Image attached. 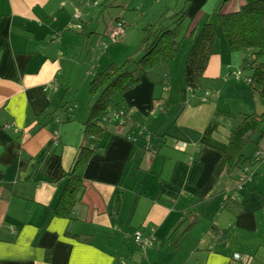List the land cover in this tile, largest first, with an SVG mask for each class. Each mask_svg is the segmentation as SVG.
<instances>
[{"label":"crops","instance_id":"0c3cea01","mask_svg":"<svg viewBox=\"0 0 264 264\" xmlns=\"http://www.w3.org/2000/svg\"><path fill=\"white\" fill-rule=\"evenodd\" d=\"M88 1L0 0V264H238L230 245L247 238L256 254L264 251V210L256 213L264 207L259 193L247 185L243 211L239 204L219 209L237 185V172L230 176L223 168L217 174L216 166L229 131L238 125L221 116L231 112L220 85L228 80L244 99L251 91L240 77L229 78L242 57L221 46L195 94L174 73L184 54L163 78L153 77L164 82L144 80L126 93L122 104L145 118L134 126L141 149L113 136L104 153L84 167L71 217L51 215L80 148L92 143L74 121L78 105L89 103L99 57H90L95 66L66 101L67 111H59L64 114L46 127L38 122L63 105L61 88L70 91L71 80L63 73L64 55L84 46L66 31H77L71 26L82 23L83 36L90 39L96 32L90 26L105 8ZM85 5L93 8L84 11ZM140 40V32L127 29L115 42L96 36L92 44L101 42L110 60L117 56L110 57L112 52L136 47ZM155 104L162 108L149 116L146 111ZM182 140L188 144L181 151L176 144ZM263 143L264 138L258 145ZM256 148H249L251 155ZM256 173H264V162L251 169L248 182ZM137 229L154 234L151 248L133 243ZM214 229H221L224 239H215Z\"/></svg>","mask_w":264,"mask_h":264},{"label":"trees","instance_id":"16d2710c","mask_svg":"<svg viewBox=\"0 0 264 264\" xmlns=\"http://www.w3.org/2000/svg\"><path fill=\"white\" fill-rule=\"evenodd\" d=\"M109 1L89 0L88 2L97 7L107 8L110 6L111 1ZM207 1L187 0L188 4L179 12L172 16L161 15L156 23L143 28V36L135 47L136 53H133V56L121 64L110 63L104 69L95 67L92 70L88 90L90 96L87 104L88 116L81 123L83 139H92L90 140L92 143L80 148L73 170L66 176L60 198L51 210L52 216L66 219L71 217L83 188L84 167L93 156L104 153L113 136L128 138L133 141L136 149H141L138 141H135L134 126L136 122L144 120V115L122 104L126 93L139 86L144 80L154 85L164 82V79L157 81L153 77L163 78L164 70L168 71L181 53L185 55L183 69L185 87L193 94L200 90L208 64L219 50V45L217 46L219 32L211 23L213 16L209 14L208 20L200 25L207 16V13H203ZM219 1H223L218 8L217 17L224 47L229 53H241L242 62L239 66L241 71L237 72V77L242 78L249 85L258 98V103L264 108V0H251L238 5L229 4L225 9L224 6L230 0ZM192 9H195V13ZM184 21L187 22L184 24V35L180 40L179 27H182ZM119 24L122 26V33L113 36V31ZM125 28V22L116 19L109 34L111 42L117 41L124 34ZM84 31L85 26L82 25V29L76 32ZM184 41H186L185 46H183ZM159 65L164 68L162 70L157 68ZM67 106V103H64L45 114L38 122V126L46 127L55 117V113L65 109L67 111ZM240 115L242 121L229 131L226 151L221 154L216 166L217 174L223 168L230 176L233 172L240 173L235 176L237 188L235 187L222 201L220 210L228 204L233 206L239 204L241 210H244L243 194L250 183L248 180L251 169L264 162V143L258 145L264 138V111L243 112ZM182 142L187 146V141L182 140ZM256 146L251 155L249 148ZM236 192L237 197L232 199L231 195ZM212 233L218 235L215 239H224V232L221 229H214Z\"/></svg>","mask_w":264,"mask_h":264},{"label":"rangeland","instance_id":"374dc122","mask_svg":"<svg viewBox=\"0 0 264 264\" xmlns=\"http://www.w3.org/2000/svg\"><path fill=\"white\" fill-rule=\"evenodd\" d=\"M111 1V2H110ZM107 8L104 9L103 12L99 15L97 20L93 21L91 24L90 28L96 32L95 34L90 35V39L87 37L83 36L81 32H76L74 30L72 31H66L67 34L70 35L71 39L76 42L83 41L84 43L82 45L84 46H78L75 48L74 55H64L63 58V73L67 77H70V91L65 90V87H62L61 94H60V99H61V104L66 103V101H69L74 98V94L77 90L78 83L84 78L86 73L90 70L92 66H95V63L90 61V57H92L93 60H96L99 57V64L97 68L99 69H104L108 64L110 63H117L121 64L124 62L126 59L129 57L133 56V53H136V48L132 47L133 45H130V47H126V49L121 48L122 50H116L110 54V57H112L114 54L117 55L113 59L110 60H105L107 59L109 53L105 52L106 48L102 46V43L97 41L92 44L94 38L100 37L102 40L109 41V34L111 28L115 24V20L118 19L121 22H125L126 28L131 30V31H138L140 32V39L143 36V28H147L148 25L156 23L158 18L165 14L166 16H172L174 13H177L187 5V0H110ZM251 0H230L225 6L224 9L229 6V4L233 5H238L239 3L242 2H249ZM223 2V1H222ZM219 0H208L206 4L203 7V13H207V16L205 19L200 23H204L206 20H208L209 14L213 16L211 19V23L214 25V27L217 29L219 32V42L217 46L224 47V40L222 38V35L220 34V22L217 17V12L218 8L220 7L221 3ZM86 4V3H85ZM87 5V4H86ZM83 6L84 11L85 9L93 8H85L88 6ZM113 5V7L111 6ZM102 8V7H101ZM85 13V12H84ZM97 21V22H96ZM187 21H184L182 27H179V39L182 40V37L184 35V24H186ZM139 23V27H137ZM167 23H169L167 21ZM103 32L105 35H103ZM120 38V37H119ZM138 43V42H137ZM136 43V44H137ZM92 44V46H91ZM186 43H183V46H185ZM91 46V47H90ZM90 47L89 52L86 55V52L88 48ZM183 55L181 53L179 56ZM238 58H241V53H238ZM138 57V56H136ZM225 57V55H224ZM86 59V61H84ZM77 61L79 63H77ZM242 61H240L241 64ZM175 63V62H174ZM174 73L178 76H183V67H184V59L182 60L181 58H178L176 64H174ZM242 66V65H241ZM95 67L92 68V70ZM157 68H160L161 70L164 68L162 65H159ZM239 67H236V65L232 66V69L236 72L238 71ZM164 72H166L164 70ZM168 73V72H167ZM234 77H229L230 79H235L237 77V73L235 74L234 72L232 73ZM231 75V76H232ZM243 76V75H242ZM242 79V78H241ZM66 79H63V84H66ZM228 80H223V86L220 85V89L222 90V94L224 99L226 100L227 104H229L231 116L227 113H224V115L221 116H229L231 123L232 124H239V120L241 119L242 121V115L240 113H261L264 111V108L258 103V98L253 94L252 91L247 95V97L244 99L243 97H240L238 95V91L235 90V87L232 84H226ZM208 88V87H207ZM56 97V96H53ZM78 98H81L79 96ZM206 101V100H204ZM72 103V102H71ZM78 105V104H77ZM81 110L78 112V120L74 121V123L80 124L87 118L88 116V107L86 104L78 105ZM162 107L157 106L155 104L153 108L149 111V109L146 111L149 116L151 114L156 115V110L161 109ZM240 108L242 111H240ZM60 111V110H59ZM56 112L55 117L60 114H64L63 112ZM164 112V110H163ZM157 116V115H156ZM65 117V115H64ZM145 120V118H143ZM218 119H215L214 122H217ZM152 131V130H151ZM154 131V130H153ZM152 131V132H153ZM154 134H158L155 131L153 132ZM88 143V142H86ZM240 173H236V176H238ZM252 182L248 184V187L253 188L257 193L261 195V198L263 199L264 202V173L260 176L258 173H256L253 177ZM221 206V205H220ZM228 209V206L226 205L225 207L223 206V210ZM264 210V207L262 206L261 208L257 209L258 214H260V211ZM212 238L213 236L210 235ZM247 241L244 243L242 241L236 242L237 244L234 246L233 244L230 245L231 252H236L234 254V258H236V262L238 264H264V251L259 252L256 254L257 249H254L250 243H248V238L246 239ZM205 242V240H201V242ZM234 246V248L232 247ZM246 254H251L249 257L246 256ZM247 258L251 260V262L247 261ZM244 260V261H243Z\"/></svg>","mask_w":264,"mask_h":264},{"label":"built area","instance_id":"2783aa9c","mask_svg":"<svg viewBox=\"0 0 264 264\" xmlns=\"http://www.w3.org/2000/svg\"><path fill=\"white\" fill-rule=\"evenodd\" d=\"M75 17L78 20L80 19V15H75ZM71 28L79 31V30L82 29V24L81 23H75V24H73V26H71ZM120 33H122V26L119 24V25H117V29H115L113 31V36H116V35H118ZM208 96H209V94H206L205 97H208ZM115 117L119 118V116H115ZM185 147H186V144L184 142H182V141H178L177 144H176V148L181 150V151L184 150ZM263 151H264V147H263ZM237 186H238V184L236 185V188H237ZM239 190H241V189H239ZM235 197H237V192L235 194L231 195L232 199L235 198ZM225 198H224V200H225ZM132 241L137 247H139L141 249H149L156 242V237L152 233L145 234L142 230L137 229L132 234Z\"/></svg>","mask_w":264,"mask_h":264}]
</instances>
